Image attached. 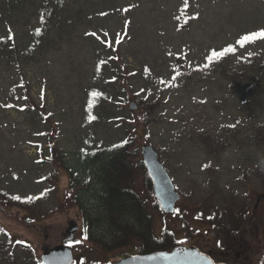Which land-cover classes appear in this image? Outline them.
<instances>
[{"label":"rangeland","instance_id":"rangeland-1","mask_svg":"<svg viewBox=\"0 0 264 264\" xmlns=\"http://www.w3.org/2000/svg\"><path fill=\"white\" fill-rule=\"evenodd\" d=\"M38 3L14 0L0 12V35L17 32L22 51L37 25ZM55 23L29 55L0 54V239L14 253L7 264H43L41 257L63 247L77 226L66 243L73 264H115L142 252L132 233L118 248L84 234L76 205L82 188L68 169L97 143L104 153L125 139L121 147L131 145L121 185L149 214L153 237L168 232L155 250L167 249L169 234L177 242L169 250L206 247L211 215L217 213V225L226 216L239 224L242 204L244 226L264 192V39L239 41L264 30V3L83 0ZM228 48L234 51L222 58L211 55ZM226 55L253 66L243 68L242 82L215 70ZM210 139L223 149L209 152ZM144 145L160 154L182 197L174 214L156 203ZM85 181L83 192L98 193L94 180Z\"/></svg>","mask_w":264,"mask_h":264},{"label":"trees","instance_id":"trees-1","mask_svg":"<svg viewBox=\"0 0 264 264\" xmlns=\"http://www.w3.org/2000/svg\"><path fill=\"white\" fill-rule=\"evenodd\" d=\"M82 1L39 0L38 7H36L38 9L37 25L26 34L28 38L26 50L22 51L20 49V43L17 41L16 36L17 32H12L9 28L6 35H0V54L3 55L2 57L4 59L12 58L15 54L19 55L20 50L24 55H29L34 46L39 47L42 44V41L45 40L44 37L55 27V22L63 19L65 10H67L70 4L73 5L74 2L82 3ZM13 2L14 0H1L0 12L3 9L7 12L8 7ZM2 15L4 14L0 13V16ZM15 16L19 18L18 13H15ZM227 60H229V65L227 64ZM250 64L245 63L243 58L235 57L233 59L229 55H226L224 60L217 61L214 66L215 70L219 71V75H223L227 80L238 79L239 82H242L243 72H246V69L243 68L248 66L250 68L253 67ZM252 70L255 71V68ZM254 73L256 74V72ZM125 142L128 141L125 139ZM204 144L207 145L209 152L215 151L217 153L223 149L216 147L212 139ZM121 146L104 153L102 150L104 144L97 143L95 147L87 150V153L77 157L79 161L76 162V168L68 169L69 176L73 182L75 184L80 183V187L82 188L79 191L80 196L76 199V205L83 213L82 217L86 223L84 234L98 238L103 247L105 245L116 247L117 245L118 248L119 246L128 245L129 234L132 233L134 234L132 239L136 240V242L138 240L141 242L142 252H139L140 254L165 251L153 248L161 246V241L152 235L153 227L151 223L148 224V214L143 211V205L129 191L127 186L125 184L121 185L123 176L128 172L125 161L128 160L127 153L131 145L126 143L125 147ZM51 152L52 159L57 161L58 157H60L59 153L54 148L51 149ZM63 166L67 168L64 163ZM85 180H94V184L100 187L98 193L96 190L94 192L92 188L87 193L83 192ZM144 224L148 225L147 231L144 228ZM167 234L168 232L164 233V240ZM168 238L166 250L177 244L173 234H169ZM3 244L5 245V242L0 239V264H7L10 262L9 257H13L14 253H9ZM22 246L28 250L30 248L28 245Z\"/></svg>","mask_w":264,"mask_h":264},{"label":"flooded vegetation","instance_id":"flooded-vegetation-1","mask_svg":"<svg viewBox=\"0 0 264 264\" xmlns=\"http://www.w3.org/2000/svg\"><path fill=\"white\" fill-rule=\"evenodd\" d=\"M259 1L264 3V0ZM147 177L148 176H146V178ZM148 181H150V179ZM149 183L151 185V181ZM251 209L252 213L250 212L249 218L244 226L243 204L237 209L241 217V222L239 224L235 223L231 217L226 216L224 217L222 226L220 224L217 225L215 223L217 218L215 214L217 213H213L210 222H208L211 239L208 241L206 247H201L199 244H195L194 247L202 254L206 255L214 264H264V212L260 214L264 209V192L258 194L256 203ZM147 221L148 224H150L149 217ZM82 224L84 229L86 224L85 221ZM165 231L166 230H160L161 242H164V237L162 236H164ZM70 237L71 234L69 235V238ZM136 255L146 254L138 253ZM131 256H135V254H127L123 257H118V260L120 261Z\"/></svg>","mask_w":264,"mask_h":264},{"label":"water","instance_id":"water-1","mask_svg":"<svg viewBox=\"0 0 264 264\" xmlns=\"http://www.w3.org/2000/svg\"><path fill=\"white\" fill-rule=\"evenodd\" d=\"M135 110L136 105L131 104ZM143 163L154 187V195L161 209L174 214L176 204L181 201L175 186L161 162L160 154L151 146L142 147ZM76 229L71 230V237ZM43 264H73L74 255L70 248L60 247L41 257ZM115 264H214L206 255L194 248L178 247L168 252H158L148 256L132 257Z\"/></svg>","mask_w":264,"mask_h":264},{"label":"snow or ice","instance_id":"snow-or-ice-1","mask_svg":"<svg viewBox=\"0 0 264 264\" xmlns=\"http://www.w3.org/2000/svg\"><path fill=\"white\" fill-rule=\"evenodd\" d=\"M93 35H95V34H93ZM257 39H264V30H261V31H258V32H254V33H252L250 35L244 36L243 39L241 41H239V43L243 46V44L245 42H255V40H257ZM233 51H234L233 48H228V49H226L224 51H221V52L213 51L211 55L213 57L222 58L225 55L226 52H233ZM96 95H98V93H93V96H96ZM231 126L234 127L235 125H231ZM14 198L17 199V200L20 199V197H14ZM0 231H2V230H0Z\"/></svg>","mask_w":264,"mask_h":264},{"label":"bare ground","instance_id":"bare-ground-1","mask_svg":"<svg viewBox=\"0 0 264 264\" xmlns=\"http://www.w3.org/2000/svg\"><path fill=\"white\" fill-rule=\"evenodd\" d=\"M142 151V150H141ZM166 169V168H165ZM166 171H167V169H166ZM167 173H168V171H167ZM169 174V173H168ZM148 177H147V179L149 178L150 179V177H149V174L147 175ZM170 176V175H169ZM170 178H171V176H170ZM148 179V180H149ZM172 180V179H171ZM150 181H151V179H150ZM149 181V182H150ZM173 182V181H172ZM174 184V183H173ZM151 185H152V188H153V194H154V187H153V184H152V181H151ZM175 186V185H174ZM176 189V188H175ZM178 193V192H177ZM179 194V193H178ZM180 195V194H179ZM181 196V195H180ZM154 198H155V200H156V202H157V199H156V197H155V195H154ZM181 201H182V197H181ZM180 201V202H181ZM180 202H178L177 204H176V207H178V205L180 204ZM157 205H158V207L161 209V207L159 206V204L157 203ZM176 209V208H175ZM161 211L164 213V214H166L162 209H161ZM67 247H69V246H67ZM178 248V247H177ZM174 249V248H173ZM173 249H171V250H173ZM171 250H165V251H158V252H168V251H171ZM158 252H153V253H151V254H146V255H135V256H131V257H128V258H124V259H122L121 261H123V260H127V259H130V258H132V257H138V256H148V255H152V254H155V253H158Z\"/></svg>","mask_w":264,"mask_h":264}]
</instances>
